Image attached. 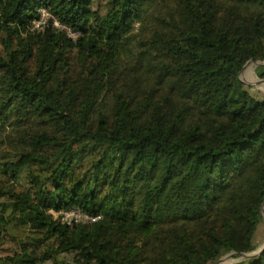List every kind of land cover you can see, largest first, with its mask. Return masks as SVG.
<instances>
[{"label":"trees","instance_id":"obj_1","mask_svg":"<svg viewBox=\"0 0 264 264\" xmlns=\"http://www.w3.org/2000/svg\"><path fill=\"white\" fill-rule=\"evenodd\" d=\"M251 61L264 0H0V264H264Z\"/></svg>","mask_w":264,"mask_h":264},{"label":"rangeland","instance_id":"obj_2","mask_svg":"<svg viewBox=\"0 0 264 264\" xmlns=\"http://www.w3.org/2000/svg\"><path fill=\"white\" fill-rule=\"evenodd\" d=\"M262 64L264 63H260V62H258V64L250 63L248 67L244 70V73L241 74V82L245 85L246 88H252L254 90L253 93L256 96H260V98L262 97L264 98V79L261 78L260 76L261 72L259 71L260 67H264ZM255 243L259 246L264 245V213H263V222L259 226V230L255 237ZM234 261H235L234 259L229 257L227 258L226 261L223 260L220 261L219 264H227V263L229 264Z\"/></svg>","mask_w":264,"mask_h":264},{"label":"built area","instance_id":"obj_3","mask_svg":"<svg viewBox=\"0 0 264 264\" xmlns=\"http://www.w3.org/2000/svg\"><path fill=\"white\" fill-rule=\"evenodd\" d=\"M47 16V14L44 13V18ZM41 23L38 24V26ZM63 216V222L67 223L69 225L74 223H82V224H94L97 223L101 218L100 217H93L91 215L84 214L80 210H71L67 212H63L61 214Z\"/></svg>","mask_w":264,"mask_h":264},{"label":"water","instance_id":"obj_4","mask_svg":"<svg viewBox=\"0 0 264 264\" xmlns=\"http://www.w3.org/2000/svg\"><path fill=\"white\" fill-rule=\"evenodd\" d=\"M250 63H255V64H258V62H255V61H251ZM250 63H248V65L250 64ZM248 65L244 68V70L248 67ZM263 66H264V64H262ZM244 73V71L242 72V74ZM262 212L264 213V206H263V208H262ZM244 257H246V255H243ZM227 258H229V257H227ZM227 258H225V259H222L223 261H226L227 260ZM221 260V261H222Z\"/></svg>","mask_w":264,"mask_h":264}]
</instances>
